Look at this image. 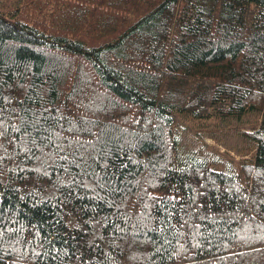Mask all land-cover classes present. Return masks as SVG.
I'll return each mask as SVG.
<instances>
[{"label":"trees","instance_id":"obj_1","mask_svg":"<svg viewBox=\"0 0 264 264\" xmlns=\"http://www.w3.org/2000/svg\"><path fill=\"white\" fill-rule=\"evenodd\" d=\"M0 264H264V0H0Z\"/></svg>","mask_w":264,"mask_h":264},{"label":"rangeland","instance_id":"obj_2","mask_svg":"<svg viewBox=\"0 0 264 264\" xmlns=\"http://www.w3.org/2000/svg\"><path fill=\"white\" fill-rule=\"evenodd\" d=\"M11 2L12 0H8ZM256 117V115L254 116ZM178 120L182 119V114L177 115ZM256 118H250L247 120V117L244 116L241 120L238 122L241 123H251L249 121H253ZM235 120L233 119H215V120H209L208 122H204V124H201L199 126H205L206 128L204 130L196 131L195 128L199 127L196 126L197 122L190 121L188 119H182V123L180 120L179 123V149L182 154H205V155H211L215 154V157L219 161H223L225 163V159L228 156H232L235 159H243L248 158L251 154L250 147L252 146V140L242 133H238V130H235V126L239 127L238 122L235 124ZM183 125H186L184 127ZM219 125H227L223 130L219 129L218 131H215V133H211L209 129H217V127H220ZM232 127V128H231ZM239 132L240 129H239ZM231 151H230V150ZM236 150H243L244 152H247L243 155H237L233 151ZM248 150V151H247ZM177 147V152H178ZM220 151V152H219ZM228 160V159H227Z\"/></svg>","mask_w":264,"mask_h":264}]
</instances>
